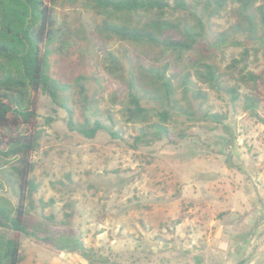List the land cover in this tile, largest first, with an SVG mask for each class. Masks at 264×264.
<instances>
[{"label": "rangeland", "instance_id": "rangeland-1", "mask_svg": "<svg viewBox=\"0 0 264 264\" xmlns=\"http://www.w3.org/2000/svg\"><path fill=\"white\" fill-rule=\"evenodd\" d=\"M53 6L59 21L90 31L77 35L69 52L52 55L53 72L71 80L84 76L85 90L75 87L69 100L76 119L110 122L112 114L117 129L136 134L140 125L123 115L126 99L117 95L123 85L108 74L105 54L126 49L134 56L137 50L101 37L95 28L102 17L84 1ZM234 20L229 11L214 19V28L224 30ZM256 49L248 70L264 78V41ZM241 51L229 47L215 59L224 78ZM179 80L182 104L225 120L177 117L170 127L186 129L187 138L139 148L107 132L89 139L71 131L66 110L41 95L32 174L39 189L21 264H264V84L256 92L242 88L259 97L255 110L244 96L233 101L205 85L206 97L190 92L186 99ZM5 190L15 201L12 189Z\"/></svg>", "mask_w": 264, "mask_h": 264}, {"label": "trees", "instance_id": "trees-1", "mask_svg": "<svg viewBox=\"0 0 264 264\" xmlns=\"http://www.w3.org/2000/svg\"><path fill=\"white\" fill-rule=\"evenodd\" d=\"M57 1L0 0V264H21L23 238L31 234L29 217L39 189L32 174L40 140L36 128L41 95L66 110L71 131L89 139L107 132L139 148L163 139L178 143L187 138L186 129L170 127L177 117L225 120L217 112L194 111L182 104L177 97L179 78L186 99L190 92L195 99L206 97L205 85L224 91L233 101L244 96L247 107L255 110L259 97L242 88L256 92L264 84L263 75L247 66L252 50L264 41V0H69L84 1L102 17L95 28L101 37L137 50L134 56L126 49L105 54L108 74L123 85V92L117 94L126 99L123 115L127 122L140 125L136 134L117 129L112 114L108 115L110 122L98 118L79 121L69 100L75 87L85 90L84 76L71 80L53 72L52 55L69 52L78 45L76 36L90 31L59 21L53 6ZM229 11L234 23L216 30L214 19ZM229 47L242 51L224 78L215 59ZM179 66L184 73L175 71ZM7 186L15 201L4 194Z\"/></svg>", "mask_w": 264, "mask_h": 264}]
</instances>
